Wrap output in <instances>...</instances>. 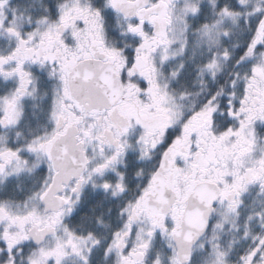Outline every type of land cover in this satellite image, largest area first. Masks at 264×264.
Returning <instances> with one entry per match:
<instances>
[{"label":"snow or ice","instance_id":"obj_1","mask_svg":"<svg viewBox=\"0 0 264 264\" xmlns=\"http://www.w3.org/2000/svg\"><path fill=\"white\" fill-rule=\"evenodd\" d=\"M0 264H264V0H0Z\"/></svg>","mask_w":264,"mask_h":264}]
</instances>
